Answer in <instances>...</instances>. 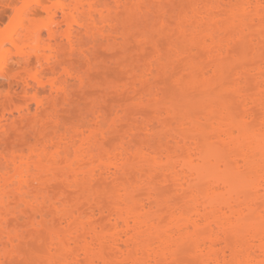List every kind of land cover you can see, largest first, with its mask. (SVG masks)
Returning a JSON list of instances; mask_svg holds the SVG:
<instances>
[{
	"label": "bare ground",
	"instance_id": "bare-ground-1",
	"mask_svg": "<svg viewBox=\"0 0 264 264\" xmlns=\"http://www.w3.org/2000/svg\"><path fill=\"white\" fill-rule=\"evenodd\" d=\"M56 1H34L47 15V38L27 25L39 14L37 6L26 8L27 3L24 11L14 10L17 22L29 21L22 22V31L0 34V75L10 61L6 54L17 56L5 69L6 76L14 73L13 81L0 98V264L23 257L27 239L42 243L43 264H183V255L192 258L187 264H264V0ZM177 1L181 10L169 14ZM119 11L135 13L138 26L165 34L175 55L150 39L142 44L141 38L139 49H153L147 56L145 49L146 66L127 68L131 83L115 92L128 94L138 107L166 101L156 86L159 70L168 68L170 57L185 56L182 45L197 41L208 63L195 68L191 57H184L182 73L171 77L181 91L197 89L201 93L194 94L209 103L206 114L201 116L204 110L199 109L202 114L190 126L191 116L178 123L193 132L209 128L207 134H162L157 131L167 124L162 112V118L157 112V120L139 125L141 116L133 123L127 113L116 115L115 102L109 112L116 113L114 124L107 126L110 114L97 110L94 126L61 127L55 107L71 101L74 87L82 92L86 79L81 72L74 74L67 59L93 68L92 51L101 43L109 51H125ZM227 28L233 40L249 41L258 56L232 78L223 76L222 67L233 53L230 43L221 40ZM194 94L184 96L195 99ZM233 100L243 113L233 108ZM18 103L16 116L9 106ZM45 104L53 108H46L52 111L47 112L49 122L54 121L51 128L37 125ZM119 124L128 131L118 136ZM137 128H143L144 138ZM101 176L114 179L108 205L88 197ZM239 182L248 190L240 193ZM163 185L172 188L175 198L159 195Z\"/></svg>",
	"mask_w": 264,
	"mask_h": 264
},
{
	"label": "rangeland",
	"instance_id": "rangeland-1",
	"mask_svg": "<svg viewBox=\"0 0 264 264\" xmlns=\"http://www.w3.org/2000/svg\"><path fill=\"white\" fill-rule=\"evenodd\" d=\"M31 1H33V2H31ZM34 1H36V0H30V1L28 0V2L26 0H1L0 1V34H1V32L6 33V31L8 32L9 30H12L11 31L12 33L14 31H15L14 33H16L17 31H22L21 30L22 29L21 26L23 25L22 22H25L27 24L29 21L28 20L23 21V19H22L21 20L22 22H17L18 21L17 19H19V17L17 16L18 18L15 19V17H16L15 16V14H16L15 13V11H16L15 7L21 8V11L22 10L24 11L27 7L32 6L33 9L38 7L37 11L39 12L40 15L36 13L37 16H35V18L32 17L33 18V19L31 18L32 20L29 19L31 21H30V24H27V25H29V27L37 29V30L41 29L44 32L45 38H47L46 27L49 23V22H47L48 21L47 15L43 11L44 9H42L41 6H37L36 2H34ZM11 2H13V3H11ZM26 3H27V5H26ZM23 4L26 5L25 6L26 8L24 7ZM48 4H50V2ZM181 4L182 3L177 1L174 3L173 6H170L171 8L170 7L169 8L171 11H169V14L171 12V15H173L174 13H176L177 10L178 11H179V9L181 10V8H182ZM10 5H14V7L10 6ZM57 5L53 6V7H55L54 9H56V10L58 8ZM22 7L25 9H22ZM173 8H175V9H173ZM57 12L59 13L58 19L62 20L61 19L62 16L60 15L61 13L59 11V8H58ZM158 13H159V11H158ZM160 13H162V12H160ZM134 14H133V16H134ZM118 15H119L118 20L120 22L119 23L120 24L119 25L120 34L126 38L125 42H126L127 46L125 47L126 48L125 51H124V49H121L118 47H116L113 51H109L105 47V42L101 43V45H99L98 47L93 49L94 53L92 51V54H94V55H92L94 60L93 59L92 60H93V62H95L97 64V65H95L96 68L95 67L89 68V66L85 62L84 63L78 62V61L75 62V60H71V59L68 60L67 59V62L69 61V64L70 65L72 64L69 67H71V69H73V71L75 72L74 74H76L77 71H78L77 73L81 72V73H83V75H86L85 76L86 79H85V88L82 92H81V90L76 89V87H74L73 88L74 90L72 91V93L74 95L71 96V99H70L71 101L67 105H64L63 103H59L60 106L58 104L57 105L58 107L57 108L55 107L53 114H57L56 115L57 117L55 116V118L56 119L59 118L58 121H60L59 123L61 124V127L62 128H68L72 131V130H77V128H81L80 125H82L83 128L89 127V126H94V124H95V122H94L95 115L94 114L97 113V110H102L103 112L107 111V113H109L111 107L113 108L115 106V105L112 106L110 104H113L115 102V104L117 105L116 106L117 108H116V110L114 108V110L116 112L118 110L119 113H117V114L114 112H112L111 114L109 113L110 114L109 118H108V114H107V119H108L107 126L110 124H114L113 122H115V121H113V120H116L115 119V118H117V117H115L116 115H122V114L124 115V113H127L128 114L127 116H129V117L126 116L127 120H129L131 122H133V121L135 122L141 116L139 121L138 120L136 121V123L139 122L138 124L140 125L144 121V119H146L145 121H147V120H154V119L157 120L158 118H160V116L162 118V115H159V113L162 112L160 114H163V119L168 124L166 129H165V126L167 124L163 127L157 128V131L162 133V134H166L168 132L175 133V134L189 133V135H194V137H200V135H202V134H207L209 131V128H201V131H194L193 132L192 131L193 128L191 130V128H186V127L190 126L189 124H192L193 117H195V116L199 117L202 114V113L198 114L199 109H200V111L204 110L203 111L204 113L201 116L206 114L205 110L208 111V109H209L208 104L209 103L207 102V104H206L203 99L198 98L197 93H196L197 95L194 94L197 89L193 90V89H190L188 87V89L187 88H185V90L183 89L184 92L181 91L182 89H179L180 87L178 88L177 85H175L176 84L174 81L175 76H173V78L171 77L172 74L174 75V73H177V75H179L180 72L182 73V67H183L182 61H183L184 57H187V56L191 57L192 62H194L192 64L196 65L195 68L197 67V65L199 66V68H201L200 66H202V65L204 66L208 63V58L198 48L197 41L191 42L189 40L190 42L188 41L184 45H182L180 51L182 53H184L185 56H181L179 58H177V56L172 57V58L170 57L165 62L166 65L168 66V68L166 70H163V69L159 70L158 77H157L159 79L156 80V82L158 83L156 86H157L158 92H160V95L162 94V96L163 97L165 96V98H166V101L161 102L163 104L160 103L158 105L155 103H151V104L145 103V106H144V104H142L141 107H140V105L138 107V105H136L138 103L133 102L131 99H129V97L127 99L128 94L124 95V93H123L124 96L123 95L121 96L120 94H122V92L119 93V91H116L119 95L115 92V90H117L115 88H122L127 83L128 84L131 83V78L127 74V70H128L127 68H129L130 66H136V67H139L140 65L146 66L147 62L145 61V59L147 57L146 58L144 57L145 52H146L145 49L147 48V52H148V54H146V56L149 55V53L152 52L153 49L150 46L148 47V45L146 46V48L144 50L142 48L139 49V47H141V46H139V41L143 40L141 38H144V40L142 42L140 41L142 44H143V42H147L150 39L149 41H154V42L158 43L159 46H161L162 48H164V49L168 48V42H167L168 40H167L166 35L161 34L160 32L154 31L152 29H151L152 31L149 32V30H150L149 28H148L149 29L148 30L147 27H145V26H138V24L140 22H138L136 14H135L136 17L135 16L133 17L132 14L130 15V14H128V12L126 13L125 11H122V12L119 11ZM155 15H156V13H155ZM160 15H162V14H160ZM15 21L18 23L16 25H18L19 27L17 26L16 28L11 29V28H13V26H16ZM26 24H25V27L27 26ZM139 25H141V24H139ZM62 27L64 29L65 25H62ZM27 28H28V26H27ZM63 29H62V31H63ZM145 29L148 30L147 34H146L147 38L145 37V35L142 36L143 34L140 33V32H143L142 30H145ZM232 35H233V32H232L231 28H227L221 34V40L225 41V43L229 42L230 44H229L228 49H230L231 52L233 51V53H232L233 55L231 54V56H229L230 60H228L229 58L227 57L226 59H224V61H222L223 74H224L223 76H228L230 74V77H231V75L234 74V72L238 71V68H240L241 66L242 67L247 66V65H245V63L248 62L247 61L248 59L251 58L249 60V63L250 62L253 63V60L257 61V58H258L257 54H254L253 48L251 47L252 45L249 43V41H244V43H243V41L242 42L238 41V39L233 40ZM145 39H147V41H145ZM115 45L117 46L118 44H115ZM249 47H251V51H250ZM170 50L171 49H169V51ZM262 52H264V51H262ZM11 54L13 57L11 56ZM15 54H16L15 52L6 54V55H8V59L10 61L7 58H5L9 61V62H7V65L6 64L5 65L8 66L9 68H12L11 67L12 64H15V62H16L17 56ZM171 54H172V56L175 55V51L171 52ZM234 55H235V57H233ZM245 55H247V56H245ZM253 56H257V58H255ZM243 57H245L247 59L245 60V58H243ZM11 59L14 60L15 62L12 61ZM242 60L244 61V63H242L243 65L241 64ZM174 61H175V63H174ZM228 61H230V62H228ZM1 62H4V61H1ZM11 62H14V63H11ZM8 63H10V66ZM8 67L4 66L3 69L4 68L8 69ZM5 69L3 70L5 72L2 73L4 75H2V74L0 75V98L6 94V92L8 91L7 88H9L10 83L13 81V79H10V76L12 77V75L14 73L10 72V75L7 74L9 76H6L5 73L7 70H5ZM239 70H241V69H239ZM10 71H13V70H10ZM232 71H233V73H232ZM56 77L57 78L61 77V75H59V76L57 75ZM233 77H234V75H233ZM58 79H60V81H62L63 77L58 78ZM230 80H232V79H229V81ZM104 86L114 87L113 88L114 90L112 89L108 92H105V91L103 92ZM197 91L200 92L199 90H197ZM186 93H187V95H193L194 94V96H197V97H195V99H193L194 97L192 99H190L191 96H189V97L184 96V95H186ZM230 94H228L226 96H229ZM167 95L169 98H167ZM182 96H184L186 99L185 98L183 99ZM97 97L102 99L100 101L101 103L99 101L95 102L96 101L95 99ZM196 98H198V101L196 100ZM195 100L197 102H195ZM199 100L201 103H199ZM201 100H203L204 102ZM19 101H22V100H19ZM232 102L234 104L233 103H230V104H232L233 106L235 105V106L234 107L230 106V107H233L234 109H236V108L239 109V107H241L240 109H242V110H238V113H239V111L242 112L244 110V108H242L243 106H240V103H238L234 100ZM21 103L24 104L23 101ZM16 105H13L16 108V110L12 105H11L12 107L9 106V108L11 109V113L14 110L13 115H16L19 108H20L19 103ZM147 105H150V106H147ZM156 105H157V107L152 108L153 106H156ZM206 105H207L208 109L205 108ZM31 106H32L33 110L38 108L34 102L31 103ZM45 106L42 108L43 113L42 114L40 113V115H44V116L43 117L41 116V118L39 116L40 119L38 118L37 125H38V127L42 128L44 123H45L46 127H44V128H47V127L49 128V126L51 128L54 124V121L51 120L49 122V118H48L49 114H47V112L49 111L48 109L51 108V110H53V108L49 104H45ZM158 107H159V110H158ZM9 108L7 107L8 111H10ZM46 108H48V109L46 110ZM39 110L41 112V108ZM45 110H46V114L44 113ZM236 110H234L235 114H238L236 112ZM55 111L57 113H55ZM137 112L139 113L138 114L139 116L136 115ZM157 112H158V114H157ZM175 112L176 113L178 112L180 115L179 114H172ZM195 112H197V114H195ZM154 113L158 115V118H157V115H154ZM154 116H156V117H154ZM173 116H174V118H173ZM182 118H183V121H184V119L186 120L185 122H188L187 121L188 118L190 119V120L189 119L188 120L191 121V122H188V125L184 128L180 125L181 123H178V122H181L179 120H182ZM174 119L175 120L177 119L178 121L176 122ZM42 123H43V125H42ZM47 123H49V124H47ZM83 124H85V125L87 124V125L84 126ZM123 124L125 125V122ZM124 125H122V126L120 125V127H122V128H118L119 129L118 131H120V133H118V131H117L118 136H119V134L120 135L125 134L126 131H128V128L125 127L127 125V123L125 126ZM204 126H206V125H204ZM0 128H1V126H0ZM2 128H3V126H2ZM109 129H112V128H109ZM114 129H116V128H114ZM137 129L139 130V135H141V137L144 138L145 137V131H143V128H137ZM106 130H108V128H106ZM136 142L140 143V140H136ZM109 144L113 145V143H109ZM228 152H229V150H224L225 154H227ZM130 171L131 170L129 169V172ZM105 177H103V176H101V178L98 177L99 179L97 180L96 184H94L93 190H91V192H90L91 195L89 194L88 197H92L91 199H93V200L95 199L98 202L102 201L101 203L104 202L103 204L108 205V204H111V202H112L111 199H113V197H114L113 196L114 194L112 193V190L114 188L113 187V185H114L113 180L114 179L113 178L108 179V177L105 179ZM239 183L240 184L237 186L238 187L240 186L238 189L239 192L241 191L240 193H243L244 191L248 190V187H247L248 185L246 186V184H244V183H241V182H239ZM163 186H161V189L159 190L160 191L159 195L162 198H164L165 196L166 197L171 196V197L175 198V196H173L172 188L171 189L168 188L167 185H163ZM138 194L140 195V193H138ZM103 219L100 217L99 220L103 221ZM27 241H28V245L21 247V252H23V254H24L23 257L21 256V258L17 259L16 263L15 262H12V263H14V264H43L45 262V253L46 252H45L44 248H42L43 245L41 246L42 243L38 244L37 242H33L30 239H27ZM182 257L185 258L186 260H188L187 262H189V259H192L188 255L187 256L183 255ZM185 261L183 264H187V262H185Z\"/></svg>",
	"mask_w": 264,
	"mask_h": 264
}]
</instances>
